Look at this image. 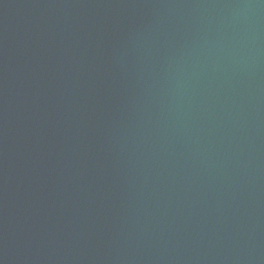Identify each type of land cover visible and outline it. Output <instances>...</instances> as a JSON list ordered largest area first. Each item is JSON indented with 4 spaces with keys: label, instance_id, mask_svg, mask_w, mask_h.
Instances as JSON below:
<instances>
[{
    "label": "water",
    "instance_id": "1",
    "mask_svg": "<svg viewBox=\"0 0 264 264\" xmlns=\"http://www.w3.org/2000/svg\"><path fill=\"white\" fill-rule=\"evenodd\" d=\"M0 264H264V0H0Z\"/></svg>",
    "mask_w": 264,
    "mask_h": 264
}]
</instances>
